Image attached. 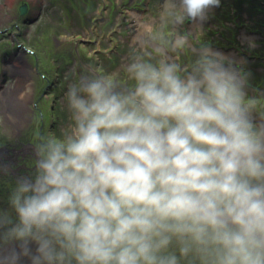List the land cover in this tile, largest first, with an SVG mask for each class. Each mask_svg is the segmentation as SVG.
<instances>
[{"label":"clouds","instance_id":"1","mask_svg":"<svg viewBox=\"0 0 264 264\" xmlns=\"http://www.w3.org/2000/svg\"><path fill=\"white\" fill-rule=\"evenodd\" d=\"M219 6L164 0L136 25L131 87L95 72L69 85L70 127L15 178L14 219L0 211V264H264V118L248 74L182 30Z\"/></svg>","mask_w":264,"mask_h":264},{"label":"rangeland","instance_id":"2","mask_svg":"<svg viewBox=\"0 0 264 264\" xmlns=\"http://www.w3.org/2000/svg\"><path fill=\"white\" fill-rule=\"evenodd\" d=\"M129 1L131 0H0V31L4 32V36L0 33V56L3 51L16 50L18 47L24 52L20 51L21 54L19 53V55L13 56V58H17L16 65L13 63H7L5 65L10 73H12V71L13 73H17L20 70L23 72V76L18 73L15 77L9 75V77H7L8 81L3 83L2 88H0V93H2L7 86L10 96L19 95L21 98L24 97V95H26V89L23 90V92L20 89H22L23 86L30 81L31 77L34 76L31 68H33V66L35 67L39 60L40 63L38 62V64L41 68L39 74H42L41 76L39 74L37 75L39 82L43 85L47 84L49 78L50 80L53 79V83L57 81L52 85V88L54 87V90H52L53 92L49 93L53 95L50 96L46 94V98L40 102L39 108L44 110L43 105H45L48 99H50V101L48 100V106L50 107L52 103L55 109L62 106L64 103L67 104V91L63 97L65 100L61 101L59 104L57 102L53 103V99L60 91L58 88L62 87L65 83L64 79L61 77V70L65 68V64L72 61L71 56L68 55V51L74 49V46H76L73 43L77 41V37L82 36L83 39H85V35H83L81 31H76L74 29L76 31L74 34L70 31L73 26L71 22L77 15L76 12H78L79 16H82L81 22L83 24H90L92 21L101 24V26H104L102 24L106 22L115 23L113 27L108 28L107 25L104 27V29H107L104 40L112 39L117 43H113L111 46L108 45V50L112 48L111 52H107L108 54L104 55L102 52L103 55L98 54L100 58L105 56L112 58L113 61L118 54H124L123 58L118 56V61L115 59L113 63L115 67L122 65L121 69L119 67L118 70H115V73L117 74V81L125 85V80L121 78L123 76L127 77L123 66L132 54L131 41L128 37H130L133 32L129 29L133 25L127 26V22L137 21L138 19L146 21L149 19H159L161 4L164 2V0H134L133 5L137 6V11L134 12L133 18L130 12L126 10ZM240 3L242 5H240ZM25 5H27L28 10L25 14H21L22 8ZM129 6L132 7V5ZM107 7H112L114 10H107ZM241 7L246 10V13L244 12V14H242L240 12ZM105 8L109 12H107ZM118 8H121V10L117 11ZM143 8L148 9V11L143 12ZM100 19H104V21H100ZM197 24H199V22H197ZM136 25L134 24V26ZM58 27L59 29L63 27L64 29L68 28L69 31H65L64 29L61 31L57 30ZM190 27L186 28V31L189 32L191 29L192 31L195 30V28L192 27L190 29ZM166 28L167 26L165 25V29ZM200 28L201 30L219 29L222 31V35H227L225 34L227 31L234 32V38L232 40L236 43V47L238 48H243L244 43L247 38H249L251 42H248V46H246V52L249 53L248 55H250V57L264 55V0H220V6L210 10L207 20L200 24ZM255 30L260 36H263L261 39L258 40L256 34H252ZM241 31L242 33L244 32L242 36H240ZM246 33L249 35H246ZM118 38H120V41H117ZM218 41V44L221 46H230L229 43L225 41ZM259 43H261V45L258 47ZM25 48H27V51H24ZM250 57H247L248 59L246 62H241L239 64L241 67L238 68H242L243 71L248 74V83H251V78H255L256 83L258 82V84L264 86L262 79L264 77V70H262L264 68V62H260L263 68L259 66L254 67L253 65H256V61L250 60ZM10 60L11 56L5 58L0 57V73H7V71L3 69V64L6 63V61L10 62ZM192 60L195 61V57L191 53L185 51L181 55V67L186 61H190L188 66L190 69L193 64ZM58 65L61 67L59 68ZM96 66L97 65L94 67ZM120 75L122 76L119 78ZM65 76H67V74H65ZM1 79L2 75L0 74V84ZM14 79L17 81L12 82ZM128 83L130 84L132 82L128 79ZM56 84L58 88L55 87ZM70 84H72L71 81L67 82V85ZM13 87H16V89H13ZM11 90H13L12 94ZM16 91H18L17 94H15ZM19 91L21 92L19 93ZM47 96H49L48 99ZM250 97L256 100V109L264 113V111H262V109L264 110V93H254ZM31 115L32 114L27 113L25 119L31 117ZM38 115H40L39 112H37L33 120H31L32 123L25 121L22 128L20 124L21 121L13 116L6 106L4 108V106L0 104V147H4L8 142L14 143L17 139L22 142H27L28 138L31 136V132H29L31 126L35 131L38 128L40 133L47 134L48 131L46 130L49 128L50 123L55 120L57 126L51 130V135L57 137L63 135H59L60 131L63 130L65 133L70 127L63 125L65 122L58 110H50L48 114L45 113L44 110L45 116L43 119L41 116L38 117ZM69 119L70 122H72L71 117ZM13 125L15 126L14 129H12ZM19 129L21 130L18 131ZM15 131H18L16 132L17 136H13ZM19 133H21V136H19ZM5 186L6 187L0 190V211H7L14 219V213L9 205V196L15 188V182H7ZM7 244V241L0 240V247H3V249L7 248ZM5 252L7 251L3 250L0 252V255H7Z\"/></svg>","mask_w":264,"mask_h":264},{"label":"flooded vegetation","instance_id":"3","mask_svg":"<svg viewBox=\"0 0 264 264\" xmlns=\"http://www.w3.org/2000/svg\"><path fill=\"white\" fill-rule=\"evenodd\" d=\"M133 2H134V0L129 1L127 3V9H126L132 15L131 17H133L134 16L133 13L135 11H137L136 10L137 6L133 5ZM241 3H240V5H242ZM129 5H132V7H130ZM109 6H110V4H109ZM105 10H106V8H105ZM107 10H114V8H112V7L108 8L107 7ZM120 10H121V8L117 9V11H120ZM147 11H148V9L143 8V12H147ZM245 11L246 10L241 7L240 12L242 14H244ZM74 12H76V11H74ZM107 12H109V11H107ZM76 14L77 15H76L75 19L73 18V20L71 22L73 26L71 27L70 31L72 34L76 33V31H81L83 33V35H85L84 36L85 39H83L82 36L77 37L76 38L77 41L75 43H73L76 46H74V49H71L70 51H68V55L71 56L72 61H70V63H68V64H65L64 65L65 68L63 70H61V72H62L61 77L64 79L65 83L60 88L57 87V84L55 85V87L60 89V91L56 96L54 95L55 100L53 99V103L57 102L59 104L61 101L65 100V98H63V97L69 88V85H67V82L71 81L72 84L76 83L79 81L81 76L91 75L93 72H95L98 75L115 73V70H118L119 67L121 69V67H122V65L115 67V64L113 62L115 61V59H116V61H118V56L123 58L124 54H118L114 58V61L112 58H109V57H105V56H102L101 58L99 57V54L100 55H103V54L106 55V54H108L107 52H111L112 48L110 50H108L107 48L109 46H111L113 43H117L115 40L113 41L112 39L104 40V36H106L105 32L107 30V29H104V27H106V25L108 26V28L113 27L115 25V23L112 24V22H110V23L106 22L105 24H102L104 26H101V24H98V23L92 21V23H90V24H83L81 22L82 16H79L78 12H76ZM127 17H128V15H127ZM127 17H126V19H127ZM86 18H87V16H86ZM138 20L141 21L142 19H138ZM138 20L127 22V26L133 25L131 28H129L130 30L133 31L132 35L130 37H128V38H130L131 42H132V36L134 35L135 29H136V26H134V24L136 25L138 23ZM100 21H104V19H100ZM144 21H146V20H144ZM188 27H190V29L192 27L193 28L199 27L200 39L202 40L201 42L210 46L214 50H217V51L224 53L225 56H227L229 59H231L234 62V65L237 68L241 67L239 65L241 62H246L248 59L247 57H250V55H248L249 53L246 52L247 51L246 46H248L247 45L248 42H251V40L249 38H247L246 42L244 43L243 48H238V47H236V43L232 40L234 38V32L227 31V33H225L227 35H224V34L222 35V33H221L222 31L219 29H217V30H214V29L201 30L200 24L194 25L193 22H191V21L186 22L185 25L182 26V30L186 31V28H188ZM62 29H64V27L60 28V29H59V27L57 28V30H60V31ZM64 30L69 31L68 28H65ZM189 32H192V29ZM243 33L241 31L240 36L244 35ZM252 34H254V35L256 34L258 40L263 37V36H260L256 30H255V32L253 31ZM246 35H249V34L246 33ZM198 39H199V37H198ZM218 40H222L223 42L225 41V42L229 43L230 46H226V45L221 46L218 44L219 43ZM117 41H120V38H118ZM260 45H261V43L258 44V47ZM98 47H100V48H98ZM20 51H21L20 49H17L16 51L11 52V54H10L11 60L13 59L12 58L13 56L19 55ZM21 52H23V50ZM250 58H251L250 60L256 61V65H253L254 67L259 66L260 68H263V66L261 65L260 62H264V55H261V56L256 55L255 57H250ZM38 62H39V60L37 61V65H36L37 67L33 66V68H31V71H32V73H34V76L31 77L30 81L25 86H23L22 89H20L22 92H23V90L26 89L25 90L26 95H24V97H22V98L19 95L18 96L13 95L14 99L12 98L13 100H12L11 104L12 105L15 104L17 108H15L16 110H13L11 107V109L8 108V110L11 111L13 116L17 117L21 121L20 124H21L22 128L24 126L25 121L32 123L31 120H33V118L35 117L37 112L40 113V115H38V117L41 116L43 119V117L45 116L44 110H45V113H47V114L49 113L50 110H55V111L58 110V112L61 114V117L64 119L65 124H63V125L68 127L71 125L72 122H70V119H69L71 117V115H70L71 113H70V110L68 109V107H66V105H67L66 103H64L62 106H59L55 109L54 104H52L50 102L51 106L49 107L48 106V103H49L48 100L50 101V99H48L49 96H47L48 100H46L45 105H43L44 110L39 108L40 102H42L46 98L45 97L46 94L53 92L52 90H54V87L52 88V85L55 84V82H57V81H55L53 83V81H52L53 79L50 80V78L49 79L47 78L48 79L47 84L43 85L42 83H40L39 78H37V75L39 74V70H41ZM179 63L181 65V61ZM193 63H194V61H193ZM189 64H190V61H186L182 67H188ZM93 65L94 66L97 65V66L94 67ZM60 67L61 66H59V68ZM262 70H264V68ZM17 73L19 75L23 76L22 71L19 70ZM17 73H13V71H12V73L7 72L1 79L0 88H2L3 83L8 81L7 77H9V75H11V77H15L17 75ZM65 74H67V76H65ZM39 75L41 76L42 74L40 73ZM121 76L122 75H120L119 78ZM121 79L125 80L124 84L127 85L128 87L132 86V83H130V84L128 83V77L123 76ZM262 79L264 82V77ZM10 81H9V83H10ZM14 81H17V80L14 79L12 82H14ZM255 81H256L255 78H251L250 82L253 83L254 85L251 83H248L246 91H247L248 95L250 94L249 96L253 95L254 93H258V92L264 93V86L258 84V82L256 83ZM118 83L121 86H124V85H122V83H120V82H118ZM5 89H4L3 93L9 94V91L7 90L8 89L7 86ZM13 89H16V87H13ZM21 91H19V93ZM17 92L18 91H16L15 94H17ZM51 95H53V94H51ZM3 102L6 103L7 101L3 100ZM262 111H264V110L262 109ZM27 113L32 114V115H31V117L25 119V115ZM253 115L256 118L257 122H259V119L264 118V113L258 111L256 109V107L254 108ZM50 118H52V117H50ZM55 126H57L56 121L53 120V122L50 123L49 128L46 130V131H48L47 134H42V132L40 133V131H38V128L36 129V131H37L36 132L34 130V128L31 126L29 129V132H31V136L28 138L27 142H22V141H19L17 139V141H15L14 143L8 142V144L4 145V147H0V168L8 169V174H5L3 171H0V190L3 189L4 187H6L5 185L7 182H11V181L15 182V178L17 176L31 175L35 171V160H34V155H33V149L35 147H37V145L39 144V142L41 141L42 138H46V137L51 135V132H52L51 130ZM14 128H15V126L13 125L12 129H14ZM21 129H19L18 131H20ZM18 131H15V134L13 136H15L16 132H18ZM37 133H38V137H37ZM62 134H64L63 130L59 132V135H62ZM19 136H21V133H19Z\"/></svg>","mask_w":264,"mask_h":264},{"label":"bare ground","instance_id":"4","mask_svg":"<svg viewBox=\"0 0 264 264\" xmlns=\"http://www.w3.org/2000/svg\"><path fill=\"white\" fill-rule=\"evenodd\" d=\"M133 15H134V13H133ZM16 63H17V58H16V60H15V62H14V65H16ZM12 91L13 90H11V94H12ZM4 93L2 92V94L0 93V104L2 105V106H6V108H11L12 107V109L13 110H16L15 108H17L16 107V105L15 104H11V102H12V100L14 99H11L10 98V96H9V94H4ZM5 95H6V103H4L3 102V100H5ZM2 97V98H1ZM11 97H13V96H11ZM6 254H8V252H5ZM18 264H30V262L28 261V260H25L24 258H22L19 262H18Z\"/></svg>","mask_w":264,"mask_h":264},{"label":"water","instance_id":"5","mask_svg":"<svg viewBox=\"0 0 264 264\" xmlns=\"http://www.w3.org/2000/svg\"><path fill=\"white\" fill-rule=\"evenodd\" d=\"M28 8H27V5H25L23 8H22V14H25L27 12Z\"/></svg>","mask_w":264,"mask_h":264}]
</instances>
